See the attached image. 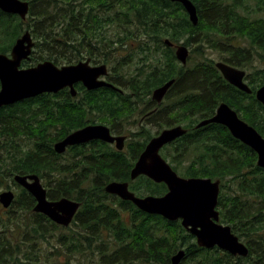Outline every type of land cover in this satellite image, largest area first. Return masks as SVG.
Listing matches in <instances>:
<instances>
[{
	"label": "trees",
	"instance_id": "trees-1",
	"mask_svg": "<svg viewBox=\"0 0 264 264\" xmlns=\"http://www.w3.org/2000/svg\"><path fill=\"white\" fill-rule=\"evenodd\" d=\"M28 1L30 11L24 20L0 9V53H9L16 39L30 30L35 46L23 66L44 60L64 65L87 57L102 59L112 68L110 79L116 84L96 90L80 85L78 99L66 89L0 110V133L9 140L8 175L35 173L49 178L50 198L68 196L82 203L73 221L82 231L69 227V234L56 237L58 245L72 252L91 250V264H171L182 248L186 254L181 264H264V168L257 164V153L223 125L193 128L224 101L264 136V104L255 95L264 84V66L257 65V60L264 62V17L250 15L253 6L264 9V0H192L198 9L197 25L182 3L170 0ZM166 39L187 46L197 43L193 50L201 57L183 65ZM206 47L221 52V60L249 71L252 94L224 78L216 61L206 55ZM117 50L126 53L117 56ZM171 79L175 81L166 105L149 120L166 118L169 126L187 122L189 131L166 146L163 154L183 176L221 180L220 221L248 245L246 257L201 247L181 220L149 214L105 191L107 182L118 180L129 181L139 195L167 192L165 183L146 176L131 179L134 162L152 136L143 127L132 133L130 153L97 140L70 148L68 161L53 147L55 141L93 122L91 111L102 112L109 123H137L139 108L153 105V90ZM19 134L35 143L25 149L17 142ZM28 196L15 200L9 209L7 236L0 238V264H58L49 254L42 256L34 235L45 238L61 226L34 212L36 200ZM19 209L32 214L24 235L23 223L14 216Z\"/></svg>",
	"mask_w": 264,
	"mask_h": 264
},
{
	"label": "water",
	"instance_id": "water-1",
	"mask_svg": "<svg viewBox=\"0 0 264 264\" xmlns=\"http://www.w3.org/2000/svg\"><path fill=\"white\" fill-rule=\"evenodd\" d=\"M170 1L182 3L192 23L194 25L199 23L198 9L192 0ZM0 9L26 19L30 4L27 0H0ZM165 42L168 45H174L169 39ZM34 46L35 40L32 33L26 30L17 38L10 54L0 53V108L43 93H57L67 86L75 95L74 83L79 81L83 82L88 89L111 85L99 79L101 75L108 74V66L106 64L91 66L90 59L62 66L52 60H45L34 66L22 67V62L30 58ZM175 48L177 59L186 65L190 55L189 47L185 44H176ZM216 66L230 83L247 93L252 92L249 84L244 80L245 70L224 61H218ZM174 81L175 79H171L155 88L152 94L153 99L160 103ZM256 97L264 104V84L257 89ZM212 122L225 125L235 138L255 150L258 155L257 164L264 168V136L254 126L243 120L236 110L228 103L222 102L215 115L199 123L198 127ZM186 132L187 129L182 125L164 129L149 141L131 170L133 180L140 175H145L155 182H164L168 186L167 193L162 196H138L130 190L127 181H112L105 186V191L132 201L139 209L149 214H159L172 221L182 219L183 226L196 236L197 243L202 247L217 246L232 255L247 256L249 247L233 233L230 225L220 223L217 206L221 181L204 177H183L173 169L160 152L165 144L176 140ZM92 139L116 142L117 147L122 149L125 136L112 135L109 127L105 125L87 126L58 141L55 144V150L63 153L70 145ZM15 179L35 197L36 212L47 215L60 225L71 224L81 207L80 201L67 196L58 200L49 199L47 189L37 174H17ZM14 196L13 191H5L0 195V201L5 207H9ZM185 254V250L180 249L172 256L171 264H180Z\"/></svg>",
	"mask_w": 264,
	"mask_h": 264
},
{
	"label": "flooded vegetation",
	"instance_id": "flooded-vegetation-1",
	"mask_svg": "<svg viewBox=\"0 0 264 264\" xmlns=\"http://www.w3.org/2000/svg\"><path fill=\"white\" fill-rule=\"evenodd\" d=\"M31 58V57H30ZM87 59H90V65L91 66H99V65H102V64H104L105 62H103V60L101 61V60H99V61H96V60H94V59H96V58H91V57H87V58H84V59H82V60H87ZM27 61V60H26ZM222 61H224V60H222ZM24 62V61H23ZM79 62V61H78ZM78 62H75V63H71V64H68V65H72V64H76V63H78ZM224 62H226V61H224ZM226 63H228V62H226ZM23 64V63H22ZM228 64H230V63H228ZM109 65V64H108ZM230 65H232V66H235V67H237V68H239V69H241V70H245L246 71V76H245V82H247L248 84L250 83V81H249V79L247 78V75H248V70L247 69H245V68H242V67H239V66H236V65H233V64H230ZM29 66H31V65H29ZM25 67H28V66H25ZM112 68L109 66L108 67V74L107 75H101L100 77H99V79H101V80H105V81H107L109 84H111L112 86H116V84L112 81V79H110V76H111V74H112ZM227 80V79H226ZM228 81V80H227ZM229 82V81H228ZM230 83V82H229ZM231 85H233L232 83H230ZM83 86L86 90H96V89H98V88H95V89H88L84 84H83V82H81V81H79V82H76V83H74V87H75V90H76V94L75 95H73L72 94V91H71V88L69 87V86H67V87H65L64 89H62V90H69L70 91V93H71V95L74 97V98H76V99H78V98H80V96H78L79 95V92H80V90H79V86ZM250 85V84H249ZM233 86H235V85H233ZM102 87H104V86H102ZM105 87H110V86H105ZM238 90H241V91H243V92H245L244 90H242V89H240V88H238L237 86H235ZM251 87V86H250ZM0 88H1V83H0ZM99 88H101V87H99ZM62 90H60V91H58L57 93H59V92H61ZM252 92H253V90H252ZM247 93V92H246ZM43 94H49V93H43ZM52 94H56V93H52ZM247 94H252V93H247ZM255 95H256V93H255ZM32 98H34V97H32ZM27 99H30V98H26V99H23V100H20V101H18V102H16V103H13V104H9V105H5V106H3V107H1L0 108V110H3V109H5V108H12V107H14V105H16V104H18L19 102H23V101H25V100H27ZM150 99L151 100H153L155 103L153 104V105H151V104H146V105H144V106H141L139 109H140V117L138 118L139 120H138V130L137 131H134V130H132L129 126H131V125H126V122L123 120V122H121L120 120H114V121H112V122H110L109 123V121L107 120L106 121V119L104 120L103 119V117H104V114L102 113V112H99V111H91V112H89V114H88V116H90L91 117V119H92V121L93 122H90V123H87V124H85L84 126H82V127H80V128H77V129H75V130H73V131H71L70 133H72V132H74V131H76V130H79V129H82V128H85V127H87V126H93V125H105V126H107V127H109V129H110V131H111V134L112 135H114V136H125V141H124V147L122 148V149H119L118 147H117V144H116V142H106V141H104V140H102V139H92V140H90V141H87V142H84V143H80V144H76V145H70V146H68L67 147V149H66V151H64L63 153H58V154H63V157H64V159L65 160H70L71 158H72V155L70 154V148H72L73 146H80V145H83V144H90V143H92L93 141H97V140H99V141H103V142H106V143H109V144H111L113 147H115L117 150H119V151H124V152H129V150H128V146H129V142H131V140H132V138H133V136H131L132 135V133H135V132H140V130H142V127H143V129L144 130H146V132L147 133H149V135H150V133L152 134V136H150V138L148 139V141H147V143H146V146H147V144L149 143V141L154 137V136H157V135H159L164 129H166V128H170V127H173V126H176V125H182L183 127H185L188 131H189V127H187V122H182V123H179V124H172V125H167V120H166V118H160L159 120H157V121H154V122H151L150 120H149V116L151 115V113H153V112H156L157 111V108L159 107V106H164V105H166V100H168L167 99V97L165 96L163 99H162V101L159 103L157 100H155V99H153V97H152V95L150 96ZM118 99H116V98H113L112 99V101L114 102V101H117ZM166 102V103H165ZM222 102H224V101H222ZM222 102H220L218 105H217V107H216V109H215V113H216V111H217V109H218V107H219V105L222 103ZM227 103V102H226ZM231 106V105H230ZM232 107V106H231ZM233 108V107H232ZM234 109V108H233ZM235 110V109H234ZM145 111V112H144ZM237 111V110H236ZM214 113V114H215ZM214 114L212 115V116H214ZM238 114H239V112H238ZM212 116H210V117H206V118H202L199 122H197V123H195L194 125H193V128H198V124L199 123H201L202 121H204V120H207V119H209V118H211ZM239 116H240V114H239ZM241 117V116H240ZM242 118V117H241ZM243 119V118H242ZM166 120V121H165ZM137 123H135V124H137ZM212 123H214V124H220V123H215V122H212ZM150 124H158V125H160L162 128H160L157 132H155V133H152L151 131H150V129H149V125ZM208 124H210V123H208ZM205 125H207V124H205ZM220 125H223V124H220ZM204 126V125H203ZM224 127H226L225 125H223ZM132 127V126H131ZM226 128H228V127H226ZM229 129V128H228ZM51 130H54V128L52 127L51 128ZM2 131V130H1ZM0 131V132H1ZM187 131V132H188ZM145 132V133H146ZM70 133H68L67 135H69ZM66 135V136H67ZM17 136H19L20 138L18 139V141L17 142H19L20 144L22 143L23 145H24V148L25 149H29L30 147H31V142H33V143H35V141L33 140V139H31V137H28V136H25V135H21V134H19V135H17ZM16 136V137H17ZM65 136V137H66ZM64 137V138H65ZM182 137V136H181ZM181 137H179V138H181ZM63 138V139H64ZM179 138H177V139H179ZM63 139H60V140H57V141H55L54 142V145H53V147H54V149H55V144L58 142V141H61V140H63ZM176 139V140H177ZM176 140H174V141H176ZM174 141H172V142H174ZM8 142H9V140L7 139V136L5 135V134H1L0 133V195L3 193V192H5V191H13V193H14V199H13V202H15V200H17V199H19V198H21V199H24L25 198V195L26 194H29V196H33L32 195V193H30L29 191H28V189H26L23 185H21L20 183H18L17 181H16V179H15V176L17 175V174H20V175H29V173H20V172H14L11 176L10 175H8V170H7V163H8ZM172 142H170V143H168V144H165L162 148H161V154H162V156L165 158V159H167L169 162H170V160L168 159V158H166L165 156H164V154H163V151H164V149H165V147L166 146H168V145H170ZM146 146L144 147V149L146 148ZM90 147V146H89ZM144 149L141 151V153L144 151ZM130 153V152H129ZM141 153H140V155H141ZM139 155V156H140ZM139 156H138V158H139ZM138 158L135 160V162H134V165H135V163H136V161L138 160ZM171 163V162H170ZM134 167V166H133ZM133 169V168H132ZM35 174V173H34ZM178 174L179 175H181L179 172H178ZM69 175H70V173H69ZM93 175V174H92ZM140 176H145V175H140ZM140 176H138V177H140ZM181 176H183V175H181ZM137 177V178H138ZM146 177H148V176H146ZM183 177H186V176H183ZM89 178V177H88ZM136 178V179H137ZM149 178V177H148ZM204 178H210V177H204ZM132 179V178H131ZM136 179H134V180H136ZM8 180H10V182L12 183V184H8ZM89 180H90V178H89ZM133 180V179H132ZM41 181H43V182H45L44 181V179L43 178H41ZM112 181H115V180H111V181H109V182H107V183H110V182H112ZM118 181V180H117ZM42 182V183H43ZM47 182V181H46ZM46 182L45 183H43L44 185H46L47 187H48V184H46ZM49 182V181H48ZM124 182V181H123ZM127 182H129V181H127ZM129 187H130V182H129ZM131 189V188H130ZM132 190V189H131ZM133 191V190H132ZM168 191V190H167ZM137 194V193H136ZM47 195H48V191H47ZM112 195H114V194H112ZM137 195H139V194H137ZM147 195V194H146ZM146 195H140V196H146ZM29 196H28V198H29ZM115 196H117V195H115ZM34 197V196H33ZM118 197V196H117ZM35 198V197H34ZM48 198L49 199H51V200H58V199H60V198H56V199H52V198H50L49 196H48ZM120 198V197H119ZM36 200V199H35ZM13 202H12V204H13ZM37 203V202H36ZM36 203H35V205H36ZM11 204V205H12ZM10 205V206H11ZM35 205H34V207H35ZM10 206L9 207H5L2 203H1V201H0V238L1 237H3V238H5L6 236H7V215H9L8 213H9V209H10ZM12 207V206H11ZM55 224H57L58 226H62V225H60V224H58V223H56L55 222ZM72 224V223H71Z\"/></svg>",
	"mask_w": 264,
	"mask_h": 264
},
{
	"label": "rangeland",
	"instance_id": "rangeland-1",
	"mask_svg": "<svg viewBox=\"0 0 264 264\" xmlns=\"http://www.w3.org/2000/svg\"><path fill=\"white\" fill-rule=\"evenodd\" d=\"M255 4V3H254ZM253 10L252 12H250L251 17H264V9H256V6L252 7ZM197 46V43H193L191 46H189L191 52L193 53V59H191L189 61V64H193L199 57H201L197 52L195 53L193 48H195ZM206 55L209 56L210 58L214 59L215 61L221 60L222 58V53L217 51L216 49H212L210 47H206ZM126 53V51L123 50H117L116 55L119 56V54H123ZM258 63V64H257ZM257 65L258 66H264V62L257 60ZM249 72V71H247ZM167 102V100H166ZM165 102V103H166ZM126 125L128 126V124L126 123ZM132 126V127H131ZM131 126H129L132 130L137 131L138 130V123L137 124H132ZM149 129L152 133L157 132L160 128H162L160 125L158 124H150ZM53 176H51V179ZM49 178H45L44 181H50L48 180ZM43 182V181H42ZM43 182V183H45ZM52 183H55L54 180L51 181ZM8 184H12L10 182V180H8ZM46 188H48L46 186ZM8 216V215H7ZM16 216V221L19 223H23V235L27 230L26 227V222H30V220H32V214L25 209H19L18 212L14 215ZM18 217V218H17ZM8 218V217H7ZM14 219V220H15ZM21 221V222H20ZM69 227H72L74 230H81L82 229L78 226V225H73V223L70 226L64 227L61 226L60 228H53V231L49 232L46 234V237H37L36 235V242H37V247L39 248V252L42 254V256H46L49 254V257H51L52 262H57L58 264H65L67 261L71 262V264H79L80 262L84 263V264H91V259L93 258V255L91 253V250H84V251H68L65 247H61L60 245H58V243L60 242H56V237L61 236L62 234H69V232H71V230H69ZM15 233L20 234L18 231H15ZM23 239L24 236L22 237ZM46 238H48V240H46ZM50 241V242H48ZM29 242V241H28ZM55 246H57V249L55 248ZM53 256V257H52ZM11 264V263H10Z\"/></svg>",
	"mask_w": 264,
	"mask_h": 264
}]
</instances>
